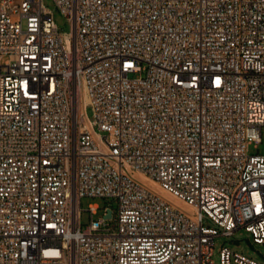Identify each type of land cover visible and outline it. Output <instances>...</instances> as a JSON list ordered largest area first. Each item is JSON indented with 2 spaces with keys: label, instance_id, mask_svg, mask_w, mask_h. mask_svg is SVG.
Returning <instances> with one entry per match:
<instances>
[{
  "label": "built area",
  "instance_id": "built-area-1",
  "mask_svg": "<svg viewBox=\"0 0 264 264\" xmlns=\"http://www.w3.org/2000/svg\"><path fill=\"white\" fill-rule=\"evenodd\" d=\"M53 2L68 33L0 0V264H214L239 230L264 249V0ZM89 197L117 210L82 228Z\"/></svg>",
  "mask_w": 264,
  "mask_h": 264
},
{
  "label": "rangeland",
  "instance_id": "rangeland-1",
  "mask_svg": "<svg viewBox=\"0 0 264 264\" xmlns=\"http://www.w3.org/2000/svg\"><path fill=\"white\" fill-rule=\"evenodd\" d=\"M44 6L51 11L53 20L58 27V30L61 33H68L70 31V25L68 20L65 16L60 12L57 8L53 0H42ZM85 113L88 119L92 118V112L89 107L85 109ZM250 154H259L264 155V126L261 130V143L255 146V144H251L248 148ZM131 177L138 181L140 184L151 188L152 190L155 187L148 181H145L142 176L136 172L131 174ZM97 204L99 208H103L105 206L111 207V209L116 212L117 210V203L112 198H101V197H89V198H82L80 201V224L82 228L86 227L89 224L91 214L89 213L88 207L89 205ZM179 208H182L178 205ZM98 210L95 215L92 216L94 220H98L102 216V210ZM189 212V211H187ZM222 247H228L234 252L242 254L246 257L252 258L253 260L264 264V249L252 243L251 237L244 232L243 230L237 231L232 236H221L215 238V247L213 253V263L220 264V257L219 251Z\"/></svg>",
  "mask_w": 264,
  "mask_h": 264
},
{
  "label": "bare ground",
  "instance_id": "bare-ground-1",
  "mask_svg": "<svg viewBox=\"0 0 264 264\" xmlns=\"http://www.w3.org/2000/svg\"><path fill=\"white\" fill-rule=\"evenodd\" d=\"M126 170H130V169L127 168ZM141 176H142V178L145 181H148V179L146 177H144V175L141 174ZM148 182H150L155 187V189H153V191H156L160 195V197H162V198L166 199L167 201L171 202L173 205H176V206L180 205L185 211H189L188 213H190V209L191 208L188 205H184L182 203H179L177 200H175L168 193H166L165 191H163L162 189H160V187L158 186V184H156V183H154L152 181H148Z\"/></svg>",
  "mask_w": 264,
  "mask_h": 264
},
{
  "label": "water",
  "instance_id": "water-1",
  "mask_svg": "<svg viewBox=\"0 0 264 264\" xmlns=\"http://www.w3.org/2000/svg\"><path fill=\"white\" fill-rule=\"evenodd\" d=\"M108 216H110V214H108Z\"/></svg>",
  "mask_w": 264,
  "mask_h": 264
}]
</instances>
